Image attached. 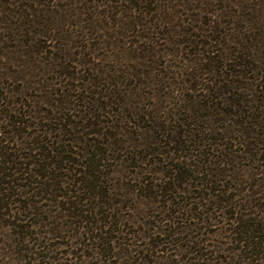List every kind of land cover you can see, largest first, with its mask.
Masks as SVG:
<instances>
[{
	"label": "rangeland",
	"instance_id": "1",
	"mask_svg": "<svg viewBox=\"0 0 264 264\" xmlns=\"http://www.w3.org/2000/svg\"><path fill=\"white\" fill-rule=\"evenodd\" d=\"M0 264H264V0H0Z\"/></svg>",
	"mask_w": 264,
	"mask_h": 264
},
{
	"label": "trees",
	"instance_id": "2",
	"mask_svg": "<svg viewBox=\"0 0 264 264\" xmlns=\"http://www.w3.org/2000/svg\"><path fill=\"white\" fill-rule=\"evenodd\" d=\"M50 163H53V162L51 161V162H49V164H50ZM43 166H44V164H43ZM5 175L8 176L7 173H6ZM9 175H10V174H9Z\"/></svg>",
	"mask_w": 264,
	"mask_h": 264
}]
</instances>
